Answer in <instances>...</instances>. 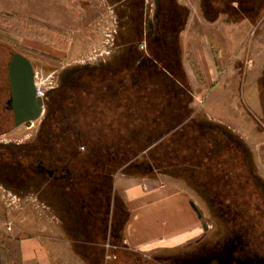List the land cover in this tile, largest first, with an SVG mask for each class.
Segmentation results:
<instances>
[{"label": "rangeland", "instance_id": "rangeland-1", "mask_svg": "<svg viewBox=\"0 0 264 264\" xmlns=\"http://www.w3.org/2000/svg\"><path fill=\"white\" fill-rule=\"evenodd\" d=\"M13 51L43 106L0 112V264L35 236L17 226L44 230L46 199L117 217L106 264H264V0H0L1 78ZM105 110L117 140L95 149Z\"/></svg>", "mask_w": 264, "mask_h": 264}, {"label": "crops", "instance_id": "crops-1", "mask_svg": "<svg viewBox=\"0 0 264 264\" xmlns=\"http://www.w3.org/2000/svg\"><path fill=\"white\" fill-rule=\"evenodd\" d=\"M92 173H87L86 182L90 184L91 182L102 184L101 180L95 175H91ZM91 185V184H90ZM50 193V192H49ZM53 195V193H52ZM63 195V191H62ZM177 197L176 200L167 201L168 199H164L162 202L168 204H172L176 202V205L181 203V198ZM173 198V197H172ZM180 199V200H179ZM47 200L46 211L51 209L52 213H46L44 218L45 226L42 232H39L38 229L43 226H33L32 223L29 226H25L22 223L17 226V233H29L35 236L31 237H22L19 241V264H106L105 255L102 254V242L106 236V226L110 227L109 237L107 240L109 243L114 244L118 240V229L117 228V217L111 215H102L101 212H96L94 210L95 207L86 206V210L78 209L81 211L83 215H79L80 212H74L73 215H66L65 213L57 212L58 206L63 211L65 207L67 209L75 210V205H70V202L62 199L61 203L51 202L49 199ZM104 202V201H103ZM102 201L97 202L99 206L103 203ZM53 204V205H52ZM56 204L58 206H56ZM104 205V204H103ZM158 205V204H156ZM49 208V209H48ZM156 210V209H155ZM114 209L113 213L116 215L117 211ZM50 212V211H49ZM55 212V213H54ZM78 214V215H77ZM160 214V212L154 211L153 217V230H157L158 226L156 218ZM160 216V215H159ZM174 228H169L167 231L163 232L171 236L173 238L177 235V233L184 232L185 225L182 219L178 218L177 214H174ZM35 220V224L40 223L38 217L31 216ZM155 219V220H154ZM43 220V219H41ZM124 223V222H123ZM128 222L123 224L122 228V242L127 244V249L138 248L140 245H133L131 233L127 230ZM107 232V233H108ZM38 234L44 235V241H41L38 237ZM139 235H142L139 234ZM140 239V238H139ZM144 239L141 237V240ZM106 246V244L104 245ZM88 249L90 251V255L79 254L76 252L77 249ZM117 257L111 258V262L109 264H116Z\"/></svg>", "mask_w": 264, "mask_h": 264}, {"label": "water", "instance_id": "water-1", "mask_svg": "<svg viewBox=\"0 0 264 264\" xmlns=\"http://www.w3.org/2000/svg\"><path fill=\"white\" fill-rule=\"evenodd\" d=\"M10 96L7 105L13 114V126L29 123L42 112L43 99L36 94L34 71L30 60L18 51H13L7 63ZM200 216L197 207L190 202Z\"/></svg>", "mask_w": 264, "mask_h": 264}, {"label": "trees", "instance_id": "trees-1", "mask_svg": "<svg viewBox=\"0 0 264 264\" xmlns=\"http://www.w3.org/2000/svg\"><path fill=\"white\" fill-rule=\"evenodd\" d=\"M5 68V75H3V78H5L4 76H6V86L4 85V86H0V92H2V94L3 93H5V90H6V93H7V95H6V98L8 97V95H9V91H8V84H7V75H6V66L4 67ZM3 81H4V79H3ZM2 98V97H1ZM1 100V99H0ZM4 103H5V100L2 98V100L0 101V112L2 113V115L4 116L6 113L8 114V118H6L5 116H4V121L5 122H9L10 124H13V118H12V116H11V112L9 111V110H7L6 108H5V106H4ZM96 107V106H95ZM97 108V107H96ZM4 113H3V112ZM6 112V113H5ZM107 110H105V112L104 113H101V115H100V120L101 121H99L100 123V126H101V123L103 124H106V127L104 126V128H105V134H104V136H99V138H100V140H102V142H96L95 144H94V146L96 147L95 149H97V147L99 148V145L100 144H102V145H106V143L108 144L109 142H115V140H117V137H116V135H115V133L113 132V130H111L110 128L108 129V125H107V120H106V118H107ZM170 113V112H169ZM168 117H169V114H166ZM175 117H172L171 118V121L172 122H175ZM99 120V119H98ZM1 121V120H0ZM2 126L0 125V128H1ZM105 137H107V139L105 138ZM122 142V141H121ZM90 143H92L90 140H88L87 142H86V145L87 146H89V148L91 147V146H93L92 144H90ZM97 143H100V144H97ZM124 144L125 143H119L118 145H119V147H124ZM120 149H122V148H120ZM93 158V157H92ZM91 158V159H92ZM17 251H18V263H19V261H20V258H19V245L17 244Z\"/></svg>", "mask_w": 264, "mask_h": 264}, {"label": "flooded vegetation", "instance_id": "flooded-vegetation-1", "mask_svg": "<svg viewBox=\"0 0 264 264\" xmlns=\"http://www.w3.org/2000/svg\"><path fill=\"white\" fill-rule=\"evenodd\" d=\"M157 37H158V35H157ZM11 53H12V52H11ZM11 53H10L9 59H10V57H11ZM9 59H8V61H9ZM8 61L6 62V75H7V63H8ZM3 68H4V67H3ZM1 75H2V73H1ZM2 81H3V75H2V78L0 77V86H2V84H1ZM7 84H8L9 95H8V97L5 99L4 106H5V108H6L7 110H9V111L11 112V116H12V118H13L12 111H11V109H10V108L8 107V105H7V100H8V98H9V96H10V89H9L8 75H7ZM0 97H3V96H2V92H0ZM169 117L172 118V117H174V115L169 114ZM11 165H13V164H11Z\"/></svg>", "mask_w": 264, "mask_h": 264}, {"label": "built area", "instance_id": "built-area-1", "mask_svg": "<svg viewBox=\"0 0 264 264\" xmlns=\"http://www.w3.org/2000/svg\"><path fill=\"white\" fill-rule=\"evenodd\" d=\"M35 90H36V94L39 95V96H41V95H40V92H39V88L37 87L36 84H35Z\"/></svg>", "mask_w": 264, "mask_h": 264}]
</instances>
